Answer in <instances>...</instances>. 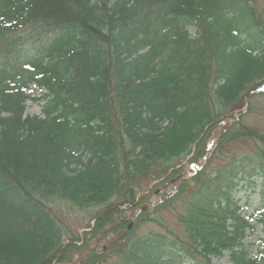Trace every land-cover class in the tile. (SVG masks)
<instances>
[{
    "label": "trees",
    "instance_id": "16d2710c",
    "mask_svg": "<svg viewBox=\"0 0 264 264\" xmlns=\"http://www.w3.org/2000/svg\"><path fill=\"white\" fill-rule=\"evenodd\" d=\"M262 1L0 0V264H264Z\"/></svg>",
    "mask_w": 264,
    "mask_h": 264
},
{
    "label": "rangeland",
    "instance_id": "374dc122",
    "mask_svg": "<svg viewBox=\"0 0 264 264\" xmlns=\"http://www.w3.org/2000/svg\"><path fill=\"white\" fill-rule=\"evenodd\" d=\"M263 2V1H262ZM260 2L261 6L264 8V2ZM188 30L191 35L195 33V30L193 27L189 26ZM25 35V33H22ZM260 90H264V85L259 88ZM45 92L44 88H40L36 86L35 84H30L29 89L27 90V93H29L32 97H37L41 98L42 94ZM44 103V100H29L26 102V109H25V114L26 115H40L41 114V106ZM248 118L254 122H256L257 125L264 127V109L262 107L259 108H254L252 112L248 115ZM215 142V139L209 142V145H213ZM247 142L242 143L241 145H233L232 147H229L226 149L225 154L230 155L231 152H239L242 150V148H245ZM250 147H253L250 146ZM244 150H247L245 148ZM219 157V156H217ZM204 161L200 160L199 166L203 165ZM199 166L194 165H185L186 167V178H188L191 174H193L194 170L198 169ZM176 189V182H173L169 184L166 188L160 191V194L158 196H155L153 199L154 201H157L159 198L168 195ZM250 194L249 190L243 189L241 187H238L235 191V197L239 201L240 205H243V211L245 215H249L251 213L252 206L255 205V203L258 201L257 195H251L249 202L251 204H246V198L247 195ZM184 203H179V205L175 206V211H166L164 214L165 217V222L168 224V226L173 229L174 231H179L180 229L178 228L177 221H176V214L181 212L183 210ZM53 211L55 212V215L59 221V223L62 224V227L65 229L66 232L72 231L78 233V235L81 237L83 231L87 230L86 229V224L87 223H94L92 221V215H93V210L88 209L85 211H78L74 209L73 207L66 206L63 204H57L52 206ZM134 217V213L130 210H128L124 216V220H130L132 221V218ZM132 227V226H131ZM131 229V228H130ZM148 229H153L156 230L159 233L163 234V229L161 227H157L155 225L148 224L146 227L142 226L140 228V232H146ZM262 230L261 226H258L256 233L255 234H249L248 237L246 238V244L249 246L250 252L253 254L256 245L258 244V238L259 236L262 235ZM102 242L101 244H103ZM78 255L73 256V259L70 263L66 264H74L78 260ZM213 264H229L228 261V256H225L220 259L213 258L212 259Z\"/></svg>",
    "mask_w": 264,
    "mask_h": 264
},
{
    "label": "water",
    "instance_id": "95a60500",
    "mask_svg": "<svg viewBox=\"0 0 264 264\" xmlns=\"http://www.w3.org/2000/svg\"><path fill=\"white\" fill-rule=\"evenodd\" d=\"M131 225H129V228H130Z\"/></svg>",
    "mask_w": 264,
    "mask_h": 264
}]
</instances>
